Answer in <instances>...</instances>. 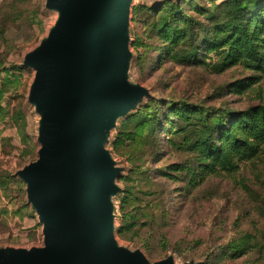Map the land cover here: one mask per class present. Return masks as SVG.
Returning <instances> with one entry per match:
<instances>
[{"label": "rangeland", "instance_id": "obj_1", "mask_svg": "<svg viewBox=\"0 0 264 264\" xmlns=\"http://www.w3.org/2000/svg\"><path fill=\"white\" fill-rule=\"evenodd\" d=\"M225 1L133 0L128 77L149 95L115 122L107 148L121 172L110 199L119 243L151 262L264 264V144L253 159L214 169L181 135L195 120L176 121L185 103L210 119L264 104V70L230 63L225 48L208 44ZM58 16L47 0H0V249L44 245L18 171L40 148L41 115L30 100L36 71L25 57ZM142 109L152 126L135 118Z\"/></svg>", "mask_w": 264, "mask_h": 264}, {"label": "water", "instance_id": "obj_2", "mask_svg": "<svg viewBox=\"0 0 264 264\" xmlns=\"http://www.w3.org/2000/svg\"><path fill=\"white\" fill-rule=\"evenodd\" d=\"M133 0H47L59 13L25 57L41 115L38 159L18 171L43 224L44 245L0 249V264H177L151 262L121 245L110 195L121 168L107 148L116 120L149 90L129 80ZM191 264H205L194 262Z\"/></svg>", "mask_w": 264, "mask_h": 264}, {"label": "trees", "instance_id": "obj_3", "mask_svg": "<svg viewBox=\"0 0 264 264\" xmlns=\"http://www.w3.org/2000/svg\"><path fill=\"white\" fill-rule=\"evenodd\" d=\"M214 21L216 25L208 40L210 48H225L226 59L230 63L244 62L264 70V0H227ZM169 31H172L171 28ZM187 106L186 103L181 105L176 121L195 120L180 131L183 139L192 143L193 151L206 166L228 170L234 166L235 158L250 160L260 153L264 144V104L251 106L238 114L214 113L217 115L214 119L208 118L212 115L205 116L200 108L198 114H193L191 110H185ZM155 117L157 120L158 113ZM135 118L145 120L141 124L143 127L152 126V114L144 109ZM160 127L157 126L155 131ZM133 226L135 224L127 223V228ZM233 249L237 251L236 247Z\"/></svg>", "mask_w": 264, "mask_h": 264}]
</instances>
